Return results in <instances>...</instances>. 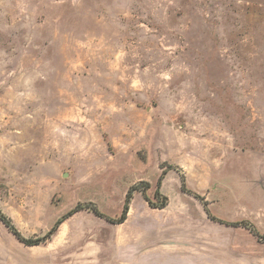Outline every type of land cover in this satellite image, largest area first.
Segmentation results:
<instances>
[{
	"label": "rangeland",
	"instance_id": "1",
	"mask_svg": "<svg viewBox=\"0 0 264 264\" xmlns=\"http://www.w3.org/2000/svg\"><path fill=\"white\" fill-rule=\"evenodd\" d=\"M163 171L168 221L207 208L264 233V0H0V208L20 231L43 237L80 203L117 218ZM66 223L19 256L94 258L107 222ZM221 234L225 256L264 264L249 231Z\"/></svg>",
	"mask_w": 264,
	"mask_h": 264
},
{
	"label": "crops",
	"instance_id": "2",
	"mask_svg": "<svg viewBox=\"0 0 264 264\" xmlns=\"http://www.w3.org/2000/svg\"><path fill=\"white\" fill-rule=\"evenodd\" d=\"M168 207L151 208L141 193H135L126 222L115 225L105 220L107 225H99L95 230L98 238L96 256L90 258L88 255L84 260L79 259L77 264H242L239 255L232 260L230 253L225 256L223 250L216 248L215 231L217 229L222 232L217 236V241L231 247V242L235 243L237 232L244 227L215 222L209 218L205 209L202 210L203 216L199 209L197 211L201 223L191 222L190 213H186L189 210L186 209L176 213L168 221L162 213ZM83 212L88 211H79L66 219L52 239L40 246L24 245L0 220V264H28L19 256L18 251L51 246L60 240L66 222ZM22 234L26 237L24 231ZM250 234L256 237L253 233ZM257 240L261 242L258 238ZM33 260L29 263L38 264V261ZM47 264L53 263L48 260Z\"/></svg>",
	"mask_w": 264,
	"mask_h": 264
},
{
	"label": "trees",
	"instance_id": "3",
	"mask_svg": "<svg viewBox=\"0 0 264 264\" xmlns=\"http://www.w3.org/2000/svg\"><path fill=\"white\" fill-rule=\"evenodd\" d=\"M165 176H166V172L163 171V173L161 174V176L159 178V182L157 184V190H156L155 195H154L155 201L150 199V197L148 195L150 183H148L146 181H141V184H143L145 186V188H140V185L132 186L126 194L123 212H122L121 216H119L117 218H111V217L103 214L98 209V207L92 202L83 203V204L80 203L74 209H72L70 212H68L63 218L59 219L56 222V224L51 228V230L43 237H25L22 234V232L20 231V229L17 227V225L15 224L14 220L10 216H8L5 212H3L1 208H0V220L7 227V229L24 245H26V246L46 245L52 239L54 234L57 232L60 225L66 219L70 218L71 216H73L74 214H76L79 211H88V212L94 214L96 217L104 219V220L110 222L111 224L119 225V224L125 223L127 218H128V214L130 211V205H131V202L134 198V194L137 192L142 194V196L148 202V204L151 208H154V209H165V208H167L169 205V199H168V197L163 195L160 191L161 186H162V182H163ZM181 178H182V180H181L182 181V191L184 193H188L190 195H193L195 198L201 200V197L198 194H196V193H194L188 189L187 184H186V180L183 177H181ZM206 212H207V214L211 220L218 222V223L227 224V225L233 226V227H244L247 230H249L251 233H253L261 242H264V233H260L257 230V228L252 223H250L249 221H242V222H235V223L225 222V221L219 220L216 217H214L207 208H206Z\"/></svg>",
	"mask_w": 264,
	"mask_h": 264
}]
</instances>
